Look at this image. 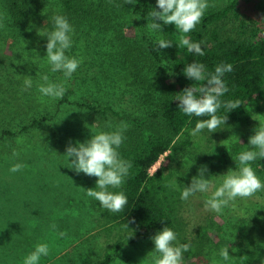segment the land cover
I'll return each instance as SVG.
<instances>
[{
    "label": "trees",
    "instance_id": "trees-1",
    "mask_svg": "<svg viewBox=\"0 0 264 264\" xmlns=\"http://www.w3.org/2000/svg\"><path fill=\"white\" fill-rule=\"evenodd\" d=\"M122 1L114 3L121 4L126 11L131 10L138 15L144 25L149 22L148 14L152 8L159 11L156 0H132V4ZM222 1L209 0L211 6L200 23L187 34L193 42L201 44L203 56L189 54L186 48L179 47L182 34L176 31L174 25H164L157 21L161 23L162 32L148 37L145 49L130 45L126 47V51L118 53L114 68L120 69L122 76L115 74L117 78L109 83L106 78L110 75L104 68L103 58L93 59L87 69H98L93 94L86 96L78 92V97L70 101V94L75 93L74 82L78 84V70L88 55L85 44L82 43L87 40L86 37L81 36L82 34L72 37V47L70 51H66V55L82 62L67 81L68 88L63 98L59 99L56 110L42 114L39 118L34 117L24 128L28 131L45 127L51 130L52 139L45 145L46 148L43 144L35 145L39 151L44 148L46 151L57 141V136H53L59 130L54 123L61 110L60 105H75L72 107V119L83 112L92 123L88 128L93 133L110 131L106 127L109 122L113 125L120 122L128 124L124 132L125 139L118 151L121 158L132 163V167L121 188L109 189L123 191L128 204L124 212L113 213L94 200L93 207L99 215L97 226L105 236L101 240V236L92 234L101 240L99 256L94 264H110L122 248L141 240L151 241L150 237L165 226L177 234V245L190 244L189 251L183 253L188 260L200 257L204 245L209 241L208 230L204 227L199 228V235L194 240H186L179 215L184 200L180 199L177 186L182 188L190 183L191 178L197 175L198 168L205 165L208 153L216 152L219 142L227 135L235 137L230 146V156L234 161L240 152L252 150L247 145L248 138L254 134L250 124L261 107L264 95V19H261L264 17V0H227L224 4ZM96 7L93 0H0V16L4 20L0 21V25L9 31L12 38L17 34L23 36L32 13L42 12L46 15L47 12L44 11L48 9L68 17L75 32L81 26L101 31L100 26L94 24L103 15ZM115 9L122 10L123 7L108 6L104 9V14ZM80 32L83 33L84 30ZM157 37L171 41L172 47L156 50ZM194 61L203 63L209 72L214 71L215 66L220 63L232 64L233 71L225 73L223 77L228 91L220 100L222 105L228 101H239L240 104L230 112L222 106L216 114L227 115L226 124L221 125L216 132L209 133L205 129L197 136L190 135L196 122L209 117L187 116L178 109L179 101L174 100L176 94L195 83L183 74L185 65ZM129 92L132 94L134 107L125 110L123 106L130 104L122 102L121 95L126 96ZM68 124L70 129L74 127ZM70 129L68 132L74 134L75 128ZM83 133L87 138L88 130ZM165 153L168 164L159 166L150 173L149 169ZM251 166L264 182V159L258 158ZM92 181L96 182V177H92ZM69 200L70 198L66 200L65 207L71 206L68 204ZM63 218L71 222L72 227L76 225L72 215L68 214ZM63 218H57L55 222L49 219L47 226L51 222L59 224ZM40 224L33 225V228ZM131 231L133 235L129 237Z\"/></svg>",
    "mask_w": 264,
    "mask_h": 264
},
{
    "label": "rangeland",
    "instance_id": "rangeland-1",
    "mask_svg": "<svg viewBox=\"0 0 264 264\" xmlns=\"http://www.w3.org/2000/svg\"><path fill=\"white\" fill-rule=\"evenodd\" d=\"M115 1L93 0L95 7L98 6V11L103 14L94 21L101 31L82 26L80 29L78 26L84 32L79 30L72 34V37L81 34L86 37L87 40L82 43L88 55L78 70V84L74 82L75 93L70 94V101L78 97V92L86 96L93 94V86L97 84L99 75L98 69L94 67L87 70L93 59L103 58L104 68L110 75L106 80L113 83L117 78L115 74L122 76L120 69L114 68L118 53L126 51L130 45L143 50L147 46V38L154 36L142 24L138 15L131 10L126 11L123 5L115 4ZM114 5L123 9L104 14L105 8ZM52 11L46 9V15L42 12L32 13L23 36L17 34L12 38L9 31L0 27V264H22L24 256L40 242L48 243L50 252L41 257L39 264H94L99 256L100 241L105 238L97 226L99 215L93 207L94 199L83 190L95 188L93 186L96 182L92 181V177L71 169L64 156L68 144L75 146L77 142L83 143L90 138L88 136L93 134V130L89 129L92 123L83 112L72 119V107L75 105H60L61 110L54 123L59 130L53 136H57V141L46 151L45 145L52 139L51 130L46 127L30 131L24 129L34 117L54 112L59 101L41 96L37 89V84L42 82L40 75H48L52 82L64 80L62 72L51 71L45 56L47 38L43 35L53 30L52 17L56 13ZM23 41H28L25 47ZM26 76H32L33 85L25 91ZM121 101L130 104L123 106L125 110L134 107L130 92L126 96L122 94ZM260 106L250 124L252 131L258 124H264V95ZM66 119L67 122H64ZM68 123L74 125V134L68 132ZM85 130H88L87 138L84 137ZM234 139L233 135L223 137L216 152L208 153L205 160L208 168L204 174L206 179L218 183L219 175L229 169L235 170L236 163L230 156V146ZM40 144L45 147L42 151L35 147ZM13 150L19 153L18 157L12 156ZM18 162L27 166L21 171L10 172V167ZM167 164L165 153L149 172ZM206 196L197 193L182 204L179 215L186 240H194L201 227L208 230L209 238L201 256L188 260L183 255V264H264V191L257 192L249 199L237 198L235 206L230 205L221 214L205 210ZM68 198L71 206L65 207ZM68 214L75 219L74 227L63 218ZM60 217L63 220L55 224V230L51 228L54 223L47 226L49 219L55 222ZM37 223L41 224L34 229L33 225ZM60 231L66 232V236L58 237ZM92 234L101 236V240ZM226 245L230 258L224 261L219 252ZM153 248L151 241H138L130 247L122 248L110 264H150L148 253Z\"/></svg>",
    "mask_w": 264,
    "mask_h": 264
},
{
    "label": "clouds",
    "instance_id": "clouds-1",
    "mask_svg": "<svg viewBox=\"0 0 264 264\" xmlns=\"http://www.w3.org/2000/svg\"><path fill=\"white\" fill-rule=\"evenodd\" d=\"M126 4H132V0H126ZM210 6L209 0H156V8L159 11L152 8L148 14L149 22L146 27L149 32L159 33L162 32L159 22L164 25H174L176 31L182 34L179 38V47L186 48L189 54L203 56L201 44L193 42L187 34L196 28ZM52 20L53 30L43 35L47 38L45 56L51 71L62 72L64 80L59 83L52 82L48 75L42 74L40 75L42 82L37 84V89L42 97L59 100L66 92L67 81L71 79L82 61L66 55V50L72 47L74 33L68 19L56 14ZM27 43L28 41H23L24 47ZM156 44V50L170 48L173 45L171 41L162 37H157ZM232 71L233 65L230 63H220L212 72L207 71L203 63L196 61L186 64L183 68V74L195 83L175 95L174 100L179 101L178 109L187 116L209 117L198 120L190 135L197 136L205 129L209 133L216 132L227 121V115L217 116L218 109L223 106L230 112L240 106L239 101H228L222 105L220 100V97L228 91L223 77L225 73ZM32 85V76H26L23 90L30 89ZM106 127L111 130L96 131L89 139L83 143L77 142L75 146L68 144L64 156L76 173L82 172L89 177H96L95 188L83 189L85 194L98 201L104 209L120 213L125 211L128 198L123 191L109 189L121 188L132 167V163L121 158L118 151L125 139L124 132L128 124L120 122L113 125L109 122ZM253 131L254 134L248 138L247 144L252 150H245L238 154L235 170L229 169L225 174L219 175L220 180L216 183L205 178L204 174L208 168L207 165H201L197 175L191 178L187 186L183 185L182 188L177 186L180 199L188 201L197 193L207 194L204 200L205 210L221 214L230 205L234 207L237 198L249 199L257 192L264 191V183L257 177L251 166V163L258 158L264 159V124H258ZM12 156L18 157L19 153L13 150ZM26 166L18 162L13 164L9 171L15 173ZM132 222L134 223V220ZM56 227L55 224L51 225L53 230ZM126 227L128 228L127 224ZM131 233L129 237L133 235L132 231ZM57 235L62 238L66 236V232L60 231ZM150 239L154 244L153 250L148 253L150 264H183V253L189 251L190 244L177 245L175 243L177 234L171 228L163 227ZM49 252L48 243H37L34 249L24 256L22 264H39L41 257L49 255ZM219 255L224 261L229 260L227 245L220 249Z\"/></svg>",
    "mask_w": 264,
    "mask_h": 264
}]
</instances>
